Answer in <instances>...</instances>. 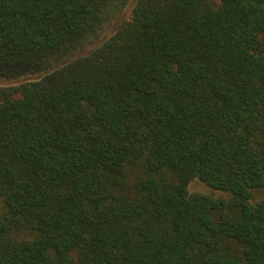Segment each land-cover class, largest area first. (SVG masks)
<instances>
[{
	"label": "trees",
	"instance_id": "16d2710c",
	"mask_svg": "<svg viewBox=\"0 0 264 264\" xmlns=\"http://www.w3.org/2000/svg\"><path fill=\"white\" fill-rule=\"evenodd\" d=\"M131 1L0 0V264H264V0Z\"/></svg>",
	"mask_w": 264,
	"mask_h": 264
},
{
	"label": "rangeland",
	"instance_id": "374dc122",
	"mask_svg": "<svg viewBox=\"0 0 264 264\" xmlns=\"http://www.w3.org/2000/svg\"><path fill=\"white\" fill-rule=\"evenodd\" d=\"M133 4H134V0H132L125 7V9L119 14L117 19L113 23L107 25L106 30L102 33V35L100 37L101 40L107 38L108 36H110V34H112L114 32L116 21H120L122 19H126V18L130 17L131 8H132ZM26 79H28V78L25 77V78H22V79H19V80L0 79V84H11V83H16V82H19V81H22V80H26ZM189 190L191 192H195V191L209 192V193H212L214 195L223 194V192H220L219 190L211 188L210 186H208L207 184H205L204 182H202L199 179H194L193 181H191V183L189 185Z\"/></svg>",
	"mask_w": 264,
	"mask_h": 264
}]
</instances>
